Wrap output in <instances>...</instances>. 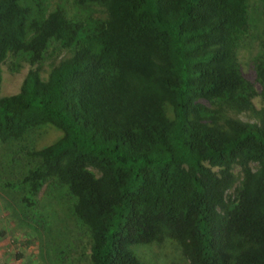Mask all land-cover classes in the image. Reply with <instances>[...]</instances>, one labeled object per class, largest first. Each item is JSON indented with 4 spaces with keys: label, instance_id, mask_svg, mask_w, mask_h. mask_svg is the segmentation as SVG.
<instances>
[{
    "label": "trees",
    "instance_id": "16d2710c",
    "mask_svg": "<svg viewBox=\"0 0 264 264\" xmlns=\"http://www.w3.org/2000/svg\"><path fill=\"white\" fill-rule=\"evenodd\" d=\"M57 2L0 0V141L60 132L3 185L37 236L41 189L64 190L88 240L46 239L28 264H65L76 244L89 264H146L136 249L165 242L183 264H264V29L253 81L237 59L250 1ZM10 57L29 68L1 96Z\"/></svg>",
    "mask_w": 264,
    "mask_h": 264
},
{
    "label": "rangeland",
    "instance_id": "374dc122",
    "mask_svg": "<svg viewBox=\"0 0 264 264\" xmlns=\"http://www.w3.org/2000/svg\"><path fill=\"white\" fill-rule=\"evenodd\" d=\"M249 1L251 5V38L244 46L238 49L237 59L245 77L253 81L255 78L253 60L259 52V42L264 29V18L257 10L255 0ZM56 3H58L57 0ZM93 17H100V14L95 13ZM28 68L27 63L16 61L11 57L2 64L1 96L13 95L19 91ZM49 69L50 65L46 64L41 74L43 78L48 75ZM255 86L259 91V86L257 84ZM253 103L257 109L262 106L260 97H256ZM240 118L245 120L244 116H240ZM59 137L60 132L58 130L51 126H43L30 130L23 139L0 141V264H28L30 262L28 259L32 261H34L33 257L40 259L37 256L38 249L46 244V239L48 243L49 239H51L52 243L56 241L68 243L75 238L82 242L83 248H87L86 242L88 239L82 236L83 231L75 226V222L70 216L68 211L70 205L67 204L68 198L64 190L54 188L47 191L45 187L41 189L39 193L40 205L45 207L46 211H49L46 214L44 213V217L48 221L50 220L51 231L48 234L43 233L42 236H37L36 231L27 226L25 221L18 220V215L14 212V207L17 204L16 198H18L17 192L11 195L8 192L9 190L3 185L4 180H8L7 183L9 184H16L12 183L15 178L13 175L22 174L26 166H29V157L27 155L29 150L42 149ZM240 173L239 167H235L234 174L238 177L236 185L241 180ZM75 246L77 247L75 252L70 254L65 264H89L87 260H80L77 254L82 246L79 248L77 244ZM47 249L49 247L44 246V250ZM136 253L146 264H183L178 248L171 242L139 247L136 249ZM17 254H20L21 258H17ZM43 257L46 259L41 264L52 263V256L49 257L48 254H43ZM36 264H38V261Z\"/></svg>",
    "mask_w": 264,
    "mask_h": 264
}]
</instances>
